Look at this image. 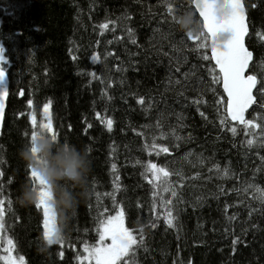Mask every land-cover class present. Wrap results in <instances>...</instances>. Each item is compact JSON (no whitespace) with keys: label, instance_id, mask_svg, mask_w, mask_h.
Masks as SVG:
<instances>
[{"label":"trees","instance_id":"trees-1","mask_svg":"<svg viewBox=\"0 0 264 264\" xmlns=\"http://www.w3.org/2000/svg\"><path fill=\"white\" fill-rule=\"evenodd\" d=\"M172 2L177 18L191 4ZM243 2L249 24L246 45L254 55L250 71L264 76V0ZM170 19L162 0H0V43L9 61V95L0 121V198L5 200L0 236L14 241L12 254L23 256L24 264H80L76 257L84 255V243L93 245L98 239L99 213L106 217L118 210L105 195L113 192L116 175V202L124 209L125 227L138 240L141 229L144 236L134 257L124 258L129 264H264V201L256 191L264 192L262 129L249 128L246 135L244 126L229 118L221 126L224 105L217 100L225 96L222 83L212 82L218 71L210 72L212 60L202 59L210 51L192 50L195 44ZM106 22L108 28L101 30ZM255 96L259 105L264 103L258 91ZM49 100L59 140L67 137L88 151L92 195L78 207L65 242L41 252L42 209L21 207L16 198L30 181L19 155L28 144L24 132L31 130L29 116L35 112L38 122L43 119ZM254 117L264 125L261 107L247 114V119ZM107 118L113 120L111 131L101 122ZM154 137L168 153L156 154ZM253 138L257 144L249 148L246 141ZM150 161L183 174L179 202L161 191L155 211L153 188L144 178ZM216 165L221 171L227 167L229 176L223 178ZM171 180L181 182L175 175ZM249 184L253 187L247 188ZM162 199L172 200L174 227L165 224Z\"/></svg>","mask_w":264,"mask_h":264},{"label":"snow or ice","instance_id":"snow-or-ice-1","mask_svg":"<svg viewBox=\"0 0 264 264\" xmlns=\"http://www.w3.org/2000/svg\"><path fill=\"white\" fill-rule=\"evenodd\" d=\"M164 6L166 7L167 14L171 17L169 23L179 24V18H177L174 13V6L172 0H162ZM255 7V5H253ZM187 13H192L195 18V23L198 31L185 30V35L187 39L195 44V48L192 50H209L211 55H203V60L211 59L214 61L215 68L210 70V72H215L218 70V76L212 75V82L216 83L218 80L222 83L223 92L225 96H221L217 100V104L224 105V118L220 119L221 126H225L226 120L230 118L231 121L239 122L240 125L244 126L245 133L248 135V129H262L260 135L264 137V125L256 122V118L246 119L245 113L256 103V96L254 95V90L261 94V100H264V76L258 77L255 73L250 71V63L253 60V52L245 44V37L248 34V25L246 23V8L242 0H191L189 10ZM108 23L100 25L101 30L108 28ZM22 34V33H20ZM129 37L132 43H136L135 39L132 38L131 29L128 30ZM227 36V39L222 40L220 37ZM183 43V39L181 40ZM173 48H176L173 45ZM5 46L0 43V121H3L4 110H5V99L9 95L8 92V75L7 66L8 59L5 56ZM75 60L76 57L74 56ZM179 69L177 68V71ZM187 75V74H185ZM175 83H179L176 81ZM259 85V88H258ZM23 95V92H20ZM202 100H194L193 103L199 105ZM138 103L143 104L144 99L140 98ZM29 107L32 106L33 101L29 99L27 101ZM51 100L43 105V119L39 122L37 121V116L35 112H32L29 116L30 119V133L28 131L24 132L25 138L28 143H32V151L35 153L36 149L34 147V141L37 136L39 129L46 130L49 135L52 136L54 140H59V133L53 126L52 115L50 113ZM261 109H264V103L260 104ZM199 110V108H198ZM23 115V113H21ZM97 118L100 119V114L97 113ZM201 116H204L201 113ZM108 129L112 130L113 120L111 118L101 120ZM91 124L88 128H91ZM158 126V125H157ZM87 131V129H85ZM229 131L233 134H237V128L235 126L229 127ZM175 136V133H173ZM160 138H165V134L161 132ZM155 137L153 138L152 149L156 150V154L168 153L169 148L163 145H156ZM176 140H180L181 137L175 136ZM67 140V137L64 138ZM247 146L251 148L254 144H257V140L247 139ZM259 146H264V139H261ZM147 148L148 146L145 145ZM90 150V149H89ZM191 155V153L187 154ZM264 160V157L261 158ZM0 163H3L0 160ZM202 163V161H201ZM113 173L116 172L117 166L115 163L111 165ZM215 170L220 173L223 178L229 176V169L225 167L222 171L219 166H214ZM212 171V169H210ZM150 174V177L149 175ZM175 175L179 183H173L171 177ZM4 176V172L0 170V177ZM26 176L29 178L34 188L39 191V201L36 203L37 208H42L43 210V234L45 237L51 239L55 235V213L51 209L48 201L51 198V189L46 184V182L39 176V174L30 166L26 168ZM144 178L148 180V183L152 185V210L156 209V197L162 191L164 193H170L172 198H176L179 202L180 198L177 189L182 187L183 174L181 172H172L166 168V166H158L156 163L148 162L145 166ZM11 179L8 181L10 184ZM114 190L112 193H106L112 198L113 205L118 208L115 215H107L104 217L103 213H99L97 233L98 239L95 244L89 245L87 242L83 245L84 255L78 254L76 259L80 264H129L126 257H134L135 250L137 247L144 245V236L141 229V234L139 240L133 232L125 227V213L122 206H119L116 202L115 192L119 190V176L116 175L113 181ZM253 185L249 184L247 188H251ZM247 188L244 190L247 191ZM257 192H261L259 199L264 201V192L259 188H256ZM4 194V185L0 183V197ZM97 200L99 201V193H96ZM5 200L0 198V232L5 229ZM162 204L165 206V224L168 227H174V220L176 217L173 215L171 210L172 200H163ZM139 206V205H138ZM12 200L7 201V208L11 211ZM227 210V206L226 209ZM105 211H107L105 209ZM254 211V209L252 210ZM251 215V212H250ZM235 217H230L229 219H234ZM155 225H153L154 227ZM239 238L233 240V246L236 245ZM0 241H4L6 246H3L2 250L5 255H0V261L4 264H24L25 258L19 256L18 258L13 256V251L15 249V243L11 238L4 240L3 236H0ZM110 241V242H106ZM65 242L61 241L59 244ZM145 251L147 248L145 247ZM62 256L63 254L60 253Z\"/></svg>","mask_w":264,"mask_h":264},{"label":"clouds","instance_id":"clouds-1","mask_svg":"<svg viewBox=\"0 0 264 264\" xmlns=\"http://www.w3.org/2000/svg\"><path fill=\"white\" fill-rule=\"evenodd\" d=\"M181 30L198 31L192 13L179 17ZM221 41L227 36L220 37ZM28 143L19 150L21 159L32 167L51 189L48 203L55 213V235L51 239L41 235L39 251L46 252L53 245H58L67 238L71 222L77 215L78 207L86 203L92 195L89 177L93 166L88 151L77 147L70 140H54L44 129H39L34 147ZM40 195L31 181H26L20 189L16 202L21 207L36 205Z\"/></svg>","mask_w":264,"mask_h":264},{"label":"water","instance_id":"water-1","mask_svg":"<svg viewBox=\"0 0 264 264\" xmlns=\"http://www.w3.org/2000/svg\"><path fill=\"white\" fill-rule=\"evenodd\" d=\"M242 2H243V0H242ZM244 3V2H243ZM246 23H247V25H248V34H247V36L245 37V44H246V40H247V37L249 36V24H248V17H247V13H246ZM247 46V45H246ZM210 55H211V53H210ZM253 59H254V55H253ZM213 62V64H214V61H212ZM252 62H253V60H252ZM252 62L250 63V67H251V65H252ZM215 65V64H214ZM218 71V70H217ZM222 90H223V87H222ZM255 91L256 90H254V95H255ZM224 93V92H223ZM224 95H225V97H226V94L224 93ZM258 107H260V105L258 104V102H257V98H256V103H254L252 106H250L249 107V109L247 110V112L245 113V117H246V119H247V114L248 113H250L253 109H255V108H258ZM263 111H264V109H262ZM229 120H230V118H229ZM231 121V120H230ZM233 124H237V125H239V126H243V125H240L239 124V122H236V121H231Z\"/></svg>","mask_w":264,"mask_h":264},{"label":"rangeland","instance_id":"rangeland-1","mask_svg":"<svg viewBox=\"0 0 264 264\" xmlns=\"http://www.w3.org/2000/svg\"><path fill=\"white\" fill-rule=\"evenodd\" d=\"M41 209H42V208H41ZM42 212H43V210H42ZM109 242H110V241H109ZM2 243H3V242H2V241H0V249H2V247H3V246L1 245ZM3 244H4V243H3ZM4 246H6V245L4 244ZM0 251H1V254H2V255H5V253H3V251H2V250H0Z\"/></svg>","mask_w":264,"mask_h":264},{"label":"bare ground","instance_id":"bare-ground-1","mask_svg":"<svg viewBox=\"0 0 264 264\" xmlns=\"http://www.w3.org/2000/svg\"><path fill=\"white\" fill-rule=\"evenodd\" d=\"M222 85V84H221Z\"/></svg>","mask_w":264,"mask_h":264}]
</instances>
